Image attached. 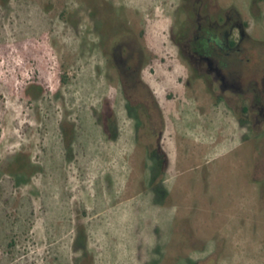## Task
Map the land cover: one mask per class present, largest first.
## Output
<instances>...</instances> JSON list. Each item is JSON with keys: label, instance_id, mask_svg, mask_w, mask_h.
<instances>
[{"label": "rangeland", "instance_id": "obj_1", "mask_svg": "<svg viewBox=\"0 0 264 264\" xmlns=\"http://www.w3.org/2000/svg\"><path fill=\"white\" fill-rule=\"evenodd\" d=\"M218 2L264 43V0ZM180 3L0 0V264H264V121L192 75Z\"/></svg>", "mask_w": 264, "mask_h": 264}, {"label": "flooded vegetation", "instance_id": "obj_2", "mask_svg": "<svg viewBox=\"0 0 264 264\" xmlns=\"http://www.w3.org/2000/svg\"><path fill=\"white\" fill-rule=\"evenodd\" d=\"M180 1L182 19L174 43L192 75L209 86L215 85L219 97L229 93L236 102L244 97L247 104H242L241 113L251 112L256 122H263L264 43L251 37L247 23L233 9L222 11L218 0ZM124 58L123 83L138 92V87L145 84L140 77L142 52L135 40L126 44ZM148 97L150 100L139 99L141 114L151 113L153 100Z\"/></svg>", "mask_w": 264, "mask_h": 264}]
</instances>
